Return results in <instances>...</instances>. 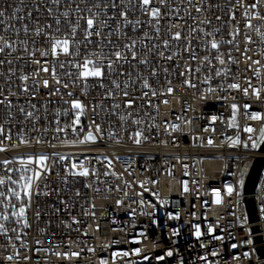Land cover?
Listing matches in <instances>:
<instances>
[{"label": "built area", "instance_id": "obj_1", "mask_svg": "<svg viewBox=\"0 0 264 264\" xmlns=\"http://www.w3.org/2000/svg\"><path fill=\"white\" fill-rule=\"evenodd\" d=\"M254 2L155 0L161 15L152 18L140 0H0V47L10 45L0 53V177L18 180L21 160L48 157L47 170L27 166L42 175L20 223L11 216L20 201L0 204L10 217L0 219V264H264L257 252L264 247V168L252 195L255 222L244 194L255 158L264 156V19L257 18L264 0L247 7ZM93 13L101 35L85 39ZM249 20L261 34L246 27ZM66 36L76 41L74 54L53 55V39ZM132 41L135 60L123 47ZM116 50L128 59L109 70ZM86 57L103 63V78L77 77L73 65ZM76 100L84 105L79 124ZM90 131L94 140L85 139ZM84 169L89 174L79 175ZM9 187L19 190L10 183L0 190Z\"/></svg>", "mask_w": 264, "mask_h": 264}, {"label": "snow or ice", "instance_id": "obj_2", "mask_svg": "<svg viewBox=\"0 0 264 264\" xmlns=\"http://www.w3.org/2000/svg\"><path fill=\"white\" fill-rule=\"evenodd\" d=\"M57 3H59V0H56ZM155 0H140V7L143 11L148 12V14L152 17V18H159L161 15V9L159 7H152V5L154 4ZM160 4H165L167 3V0H159ZM238 4H240L241 6H244V0H237ZM262 0H255L254 3H251L249 5H247V7H250L251 9L255 10L260 4H261ZM188 3H192V0H188ZM113 7H115V5H112ZM95 7H99V4L95 5ZM92 10L89 9V12H91ZM196 11H200V8L197 7ZM4 13L0 12V16H3ZM245 15H247V12L245 13ZM64 16L67 17L68 16V12L64 13ZM98 16V13H93L91 16L86 17V29H85V39L92 37L93 35L96 36H100L101 33L99 31H96V26H97V19L96 17ZM121 16L124 17L126 19L127 14L126 13H121ZM233 19H235V16L233 15L232 17ZM258 19H264V16H258ZM217 19H219V17H217ZM57 23H59V21H57ZM79 27V21H77L76 25L72 26L70 29V35L72 37L75 36L77 28ZM246 27L249 29L255 28V26L251 23V20L248 21V23L246 24ZM27 27H25V32H27ZM37 35L40 34V30L37 29ZM255 31L258 34L260 33V29L259 28H255ZM147 35V34H145ZM209 35H211L209 33ZM235 35V34H234ZM264 35V34H261ZM174 39L179 40L180 39V33H176L174 36ZM248 40V42H251V37H247L246 38ZM0 40H4V38L2 36H0ZM76 43V41H74L73 39H69L67 36L64 39H53L52 45H51V53L53 55H58V54H64L66 56L68 55H73V44ZM228 43H231V41H228ZM165 45L167 46V41H165ZM210 45L212 49H218L220 47V43L217 42L215 39H212L210 41ZM6 47H10V45L8 44V42L5 40L4 41V46L0 47V53H3L5 51ZM123 47L125 49H127L130 53H131V58L133 60H135L137 58V53L135 51H133V49H135L136 47V42L132 41L130 44H125L123 45ZM47 53H42V55H46ZM161 55H163V53H161ZM112 56L115 57L114 60L112 59H108L107 57H105L104 59H108V63H107V68L109 70H112L113 68V64H119L122 60H126L128 59L127 56L122 54L121 50H116L112 53ZM169 59H171V57H168ZM219 60L220 64H224L225 61L223 58L221 57H216ZM250 59V57H249ZM4 61L0 60V64H3ZM9 63H11L9 61ZM36 63H39V61H36ZM140 63H147L146 60H141ZM253 64H260L261 62L259 60H255L252 61ZM74 67H76L79 71L77 73V77L82 80V81H87L89 78H103L105 76V67L103 65L102 62H98L97 60L91 59L86 57L82 63H75L73 65ZM61 67H63V65H61ZM43 71L47 72L48 69L47 68H43ZM220 71L218 70L216 72V75H220ZM255 74L259 75V70H255ZM153 75H155V72H153ZM53 77L55 78V72H53ZM22 80H27L28 77L27 76H23L21 77ZM57 83H60L59 79L56 80ZM44 86L47 87L48 86V81L45 80L44 82ZM113 84L115 85V87L117 89L120 88V84L117 83L116 81H113ZM64 87H68L67 84L64 85ZM144 87L148 88L149 84L147 83V81L144 82ZM230 88L233 89H237L240 90V85L238 83H233L229 85ZM249 87L251 86V83H249ZM25 91H27V88L24 89ZM172 90L169 89V92H171ZM249 89L248 88H244L243 92L245 95L248 94ZM253 94H255L256 96L259 97L260 95V90L259 89H252ZM124 96H127L128 93L124 92L123 93ZM155 94V93H153ZM68 95H71V93H68ZM0 103H3V101H0ZM131 101H128L126 106H131ZM117 107H119V105H117ZM247 107V105L245 106ZM72 108L73 109H77V115H76V119L73 121L74 124H79V118L80 115L83 113L84 111V105L79 101H73L72 102ZM233 108L235 109L236 106L233 105ZM28 115H31V113H29ZM252 119H261V117L256 114L253 115L251 117ZM123 119V117H122ZM57 131H63V129H57ZM95 131L97 133H99L101 131L100 126L97 124L95 126ZM246 131L248 132H252L253 129L252 128H247ZM3 132V128L0 127V133ZM137 136L140 135V133L136 134ZM261 135L264 136V129L261 130ZM10 139V137H9ZM86 140H94L95 136L92 135L91 131L88 133V135L85 137ZM22 142H26V141H22ZM137 143H139V139L136 140ZM209 143H211V141H209ZM255 147V145H253ZM3 150V149H0ZM48 157L41 155L39 157L33 158L31 156H29L26 160H21V169H18L17 171L20 172L19 175V179H13L11 175H8L7 177H0V188H2L3 186H5L6 184H12V185H18L19 190H16V188H11L9 187L7 189V194L5 193V191L0 190V204H4V207L7 208L9 205L5 204L4 201L5 200H9L11 197H14L17 201H20V206L18 208H16L15 205H12L13 211L11 212V216L16 218V222L20 223L21 220L24 219L25 214H26V210H27V205L24 203V199L27 198L28 201L31 200V196H32V188H33V184L35 183V181H37L40 176L42 175V172L40 170H32L31 168L27 167L28 165H31L33 163H35L39 168L45 169L47 170V165H46V161H47ZM61 159H63V157H61ZM5 165H7L8 163H10L9 161H4L3 162ZM75 167V166H74ZM9 172H12V169H8ZM31 172V175H29L28 173ZM88 170L84 169L82 172L79 173V175H83V176H87ZM231 188H229V192H231ZM220 201L217 200V203H219ZM9 215L6 213H0V219L7 221L9 220ZM25 226H27V222L26 220L24 221ZM196 235L199 236L200 235V230H199V226L196 225ZM0 230H6L5 229V225L3 223H0ZM209 231H211V226H209ZM138 251V250H137ZM215 253H213L214 255ZM73 255H76L75 253H73ZM125 255H127V253H125ZM167 255L171 256L172 252H168ZM9 260L12 259L11 256L7 257ZM162 259V257H161ZM202 259H206V257H202Z\"/></svg>", "mask_w": 264, "mask_h": 264}, {"label": "water", "instance_id": "obj_3", "mask_svg": "<svg viewBox=\"0 0 264 264\" xmlns=\"http://www.w3.org/2000/svg\"><path fill=\"white\" fill-rule=\"evenodd\" d=\"M259 152L262 155L264 154V141L259 148ZM263 168H264V156H259L255 158L244 184V194L246 195L245 203H246V208L250 222H255L258 219L256 204L252 195L256 191ZM258 229H259L258 227L253 228V231L256 232L258 231ZM261 241H262L261 237L255 239L256 243H260ZM257 252L260 257H264V247L258 248Z\"/></svg>", "mask_w": 264, "mask_h": 264}]
</instances>
